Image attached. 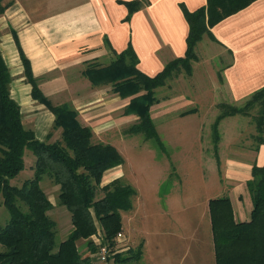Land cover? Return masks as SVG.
<instances>
[{
	"label": "crops",
	"instance_id": "1",
	"mask_svg": "<svg viewBox=\"0 0 264 264\" xmlns=\"http://www.w3.org/2000/svg\"><path fill=\"white\" fill-rule=\"evenodd\" d=\"M126 1L130 0H0V52L11 77L10 96L20 107L23 125L38 140L58 141L61 129L53 127L54 114L32 98L21 52L50 103L72 106L79 123L91 129L92 142L114 146L113 140L125 134V118L130 117L128 123L133 124L137 116L124 113L129 100L113 93L111 84L94 85L89 81L84 74L87 65L95 61L105 66L130 44L137 56L138 69L148 76L155 75L168 61L184 55L188 32L184 11H193L206 3V0H146L128 14ZM195 53L197 60L193 62L192 74L185 79L181 76L180 81L174 78L170 94L151 105L152 120L151 113L158 108L157 104L162 102L163 107L171 109L178 102L169 100L180 96L182 104L188 102L189 107L175 111L176 116L203 118L210 109V114L215 115L213 129L221 112L220 105L242 106L253 92L264 86V0H254L212 26L210 35L205 34L196 43ZM190 85L192 90L188 91ZM256 134L254 131L246 135V139H251L244 147L246 156L228 162L224 169L229 194L226 197L238 221L243 214L248 215L247 210L234 204V199L242 197L238 190H246L251 168L264 164V143L257 144ZM121 166L106 170L102 184L124 177ZM49 183L59 193V185L53 180ZM53 191H45L52 202ZM161 241L160 244L155 241L154 247L163 246ZM142 244V254L146 255L151 242L144 239ZM123 245L125 242L118 247L122 249ZM77 247L82 256L90 255L86 240L77 241ZM148 260L147 264H154L152 258ZM157 264L205 263L196 247L189 260L183 262L176 254L172 261L169 254Z\"/></svg>",
	"mask_w": 264,
	"mask_h": 264
},
{
	"label": "trees",
	"instance_id": "2",
	"mask_svg": "<svg viewBox=\"0 0 264 264\" xmlns=\"http://www.w3.org/2000/svg\"><path fill=\"white\" fill-rule=\"evenodd\" d=\"M252 1L206 0L195 10L184 11L188 24L184 55L168 61L153 76L138 69L137 56L130 44L105 66L87 65L84 74L92 84H111L113 93L128 98L124 113L136 115L137 120L125 129L126 134L142 133L145 139L161 146L150 115L151 105L158 100L155 89L179 69L191 75L192 62L197 60L196 43L205 34L210 35L212 26ZM145 2L126 1L128 14ZM20 56L25 79L32 86L31 96L54 114L53 127L61 129V139L40 141L23 125L20 107L10 96L11 77L0 52V194L2 205L9 212V219L0 225V264H98L97 255H81L77 247L81 239L87 241L91 252L104 245L112 252L109 258L116 264L137 261L142 254L141 243L135 249L129 247L125 254L117 252L121 249L117 238L122 232L120 211L132 208L135 190L121 178L102 184L106 170L122 165V155L110 143L92 142L91 129L79 123L72 106L51 104L38 87L29 61L22 52ZM220 109L213 124L215 142L219 120L234 114L247 115L256 109L254 139L257 144L264 143V86L242 106L222 104ZM25 149L35 156L33 175L20 186H14L10 181L24 168ZM45 176L59 185L58 204L65 206L71 215V230L59 243L55 239V221L48 214L53 204L40 186ZM246 191L251 208L245 221L234 218L228 197L208 200L216 264H264V164L251 168ZM98 192L102 194L97 196Z\"/></svg>",
	"mask_w": 264,
	"mask_h": 264
},
{
	"label": "rangeland",
	"instance_id": "3",
	"mask_svg": "<svg viewBox=\"0 0 264 264\" xmlns=\"http://www.w3.org/2000/svg\"><path fill=\"white\" fill-rule=\"evenodd\" d=\"M93 63L98 65L95 61ZM181 76L185 79L190 75L187 76L179 69L166 83L155 89V96L161 98L170 94L174 78L180 81ZM191 90L190 85L188 91ZM183 96H186L185 93ZM180 99L181 97L177 96L169 100L178 102L171 109L163 107L164 104L160 102L157 104L159 110L156 107L152 110L153 121L162 141L161 146L152 139H145L142 133L119 134L118 138L113 140L124 160L121 166L124 177L121 179L135 190L131 200L132 208L120 211L124 230L121 232L120 244L125 242V245L123 250L117 252L125 254L129 247L135 249L144 239L151 242L147 254H141L140 259L130 264H147L150 258L154 264L161 263L164 256L169 254L172 261L178 254L179 260L184 262L190 259L196 247L199 248V254L205 264L214 263L207 201L229 195L224 169L228 162H235L240 160L242 155L246 156L244 147L251 140L246 139V135L256 131V109H252L247 116L235 114L220 120L216 126L220 141L218 139L215 142L211 125L215 115L210 114L212 110L208 109V114L203 118L196 116L179 119L175 111L189 107L188 102L182 104ZM129 115L132 114L127 116ZM128 118H125L126 128L131 125ZM23 159L24 168L10 181L14 186H20L33 175L35 156L29 149H25ZM50 181L52 182L47 176L40 181L41 188L46 192L53 191ZM240 192L242 197L234 199V204H238L243 211L247 210L248 215L243 214L239 218V221H245L249 219L251 202L246 190L241 188L238 190V193ZM50 194L51 198H55L51 201L53 207L48 214L55 221V239L59 243L66 238L72 227L71 215L65 206L58 204V192L54 190ZM101 194L98 192L97 196ZM8 219L9 212L2 205L0 194V225ZM163 233L165 234L162 236ZM160 239L165 250L163 246L154 247V242L159 243ZM95 241L97 243L99 240ZM93 253L95 254L90 252V255H94ZM108 264L116 263L109 258Z\"/></svg>",
	"mask_w": 264,
	"mask_h": 264
},
{
	"label": "built area",
	"instance_id": "4",
	"mask_svg": "<svg viewBox=\"0 0 264 264\" xmlns=\"http://www.w3.org/2000/svg\"><path fill=\"white\" fill-rule=\"evenodd\" d=\"M122 237V233L117 234V238L120 241ZM99 240V239H96ZM99 243V241H97ZM112 252H110L104 245H99L97 252H95V255H97V263L98 264H108V258L110 257Z\"/></svg>",
	"mask_w": 264,
	"mask_h": 264
}]
</instances>
